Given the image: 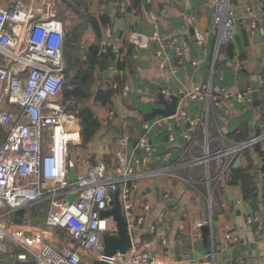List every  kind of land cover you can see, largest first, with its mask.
Masks as SVG:
<instances>
[{"label":"crops","instance_id":"1","mask_svg":"<svg viewBox=\"0 0 264 264\" xmlns=\"http://www.w3.org/2000/svg\"><path fill=\"white\" fill-rule=\"evenodd\" d=\"M19 1L0 0V6L8 8ZM22 1L26 5L33 1L39 17L45 14L43 7H37L40 0ZM74 1H79L80 7ZM212 1L51 0L53 5H69L76 10V16L77 12L95 16L100 33L88 27V36L93 34L101 48L123 50L121 59L128 62L125 69L110 68L98 77L97 90H112L113 94L107 106L96 104L94 98L88 103L100 126L91 141L85 143L79 135L71 144L69 159L78 174L85 175L99 165L105 166L107 175L112 174L117 152L122 150L140 170L152 172L170 167L184 177L151 176L141 180L135 192L137 204L147 201L152 206L146 227L155 224L157 230L146 229L143 239L151 241L159 264H211L213 260L216 264H264V139L231 159L229 169L247 170L250 179L246 182L240 175L228 178L227 172L217 177L220 168L215 161L214 174L210 163H190L204 156L207 148L212 153L242 136L248 139L264 135V0H231L236 12L232 54L215 52L219 28L213 22L209 6ZM102 16L108 19L107 24ZM195 29L206 35L202 46L197 43ZM153 35L185 43L182 62L167 49V66L160 69L155 59L158 44L150 40ZM129 46H133L132 54H127ZM211 76L219 96L217 106L209 105L207 112L208 106L200 101L182 100L176 116L149 119L148 115L158 107L150 84L180 93L191 91ZM255 85L257 98L253 96ZM238 95L245 99L240 100ZM182 110L192 117L204 114L191 151H187L189 141L184 133L188 123L180 114ZM172 134L173 141L169 139ZM143 136L149 141L147 149L138 147ZM168 200L176 202L168 206ZM249 215L255 217L252 224L247 222ZM200 222L212 227L207 246L198 227ZM228 233L236 240L224 247Z\"/></svg>","mask_w":264,"mask_h":264},{"label":"built area","instance_id":"2","mask_svg":"<svg viewBox=\"0 0 264 264\" xmlns=\"http://www.w3.org/2000/svg\"><path fill=\"white\" fill-rule=\"evenodd\" d=\"M44 5L51 6V0ZM209 6L219 28L215 50L218 54L223 45L232 41L236 12L231 0H213ZM195 37L200 46L206 41L205 33L198 29ZM65 40L64 23L51 7L39 17L33 1L28 5L20 0L8 8L0 6V127L7 134L0 144V264H13L16 260L36 264H159L151 241L143 239L146 229L157 230L155 224L146 227L152 206L147 201L137 204L135 192L139 182L151 176L184 177L170 167L152 172L140 170L119 150L112 174L107 175L105 166L99 165L85 175L78 174L76 182L70 181V169L75 166L69 159L70 147L79 139L80 129L77 113L60 100L66 75ZM150 40L158 44L155 59L160 69L167 66V49L182 62L185 43L165 41L157 35ZM177 70L173 68L174 73ZM161 91L167 93L168 89ZM180 94V103L200 101L208 106L207 112L209 105L219 104L212 76ZM238 98L245 99L243 95ZM250 100L248 96L247 102ZM180 114L188 123L184 137L189 141L187 151H191L204 114L192 117L186 110ZM169 139L173 141L174 135ZM262 139L264 135H258L212 153L207 148L204 156L190 163L208 165L215 161L220 168L217 177L221 178L235 155ZM56 147L63 157L62 165L54 161ZM138 147H149L146 136ZM207 183H211L210 176ZM115 192H119L132 242L125 256L120 251L113 255L104 251L107 233L119 237L117 222L112 216L102 215L113 208ZM75 193L77 197L68 201ZM44 202L48 204L42 208V215L31 216L29 209ZM20 210L27 212L18 221L15 216ZM247 222L254 223L255 217L249 215ZM204 224L200 222L198 227ZM235 240L228 233L223 246L228 247Z\"/></svg>","mask_w":264,"mask_h":264},{"label":"trees","instance_id":"3","mask_svg":"<svg viewBox=\"0 0 264 264\" xmlns=\"http://www.w3.org/2000/svg\"><path fill=\"white\" fill-rule=\"evenodd\" d=\"M77 13V19L70 29L68 28V25L66 27L64 21L58 17L63 21L66 31V40L64 45L66 75L65 84L60 95V100L65 103L71 111L77 113L80 125V136L83 142L87 143L92 140L95 133L99 129L100 122L94 110L89 105L81 106L82 102L92 97L94 98V102L96 104H99L103 107L107 106L113 91L102 89L97 90V88L95 90L94 84L96 82V78H100V74L109 70L110 68L123 70L127 67L128 62L125 60V58L121 59L123 50L115 52L111 47L101 48L96 40H94V42H92L88 48H86V50L83 49L81 42L83 37L87 34V28H91L97 35H99L100 29L98 20L95 16L90 13ZM101 19L104 24L108 23L106 16H102ZM66 29L69 30L68 33ZM132 48L133 46L128 47L127 54H132ZM224 51L228 54H232L234 51L233 44L230 42L227 45H223L220 48L219 54ZM122 82L123 81H120V84H122ZM94 90L96 92H94ZM6 136V132L0 127V144L5 140ZM242 138L243 139L237 138V140L242 141L247 139L245 136H242ZM188 157L189 155L187 158ZM189 160L191 159L188 158L187 161ZM210 165L211 173L214 174L215 168L212 162ZM245 171L247 170L242 168L235 169L232 167L231 169H228L227 176L228 178H237L240 175L241 178H243V181L246 182L250 178L247 176ZM212 187L214 188V183ZM47 204V202H44L31 207L29 209L31 216L40 217L42 215V208L46 207ZM26 212L27 210H20L16 212L15 218L18 221H21L26 215ZM10 262H12V259Z\"/></svg>","mask_w":264,"mask_h":264},{"label":"water","instance_id":"4","mask_svg":"<svg viewBox=\"0 0 264 264\" xmlns=\"http://www.w3.org/2000/svg\"><path fill=\"white\" fill-rule=\"evenodd\" d=\"M50 2V0H48ZM52 5V3H51ZM150 88L153 91V94L157 96L158 107L154 109L152 113L148 115L150 118L155 117H163L170 118L176 116L178 114V107L181 100L180 93H174L173 89H169L167 93H163L159 86H155L150 84ZM258 94V86H254L253 96L257 98ZM78 177V172L76 167H72L70 169V181L76 182ZM77 197V194L70 195L68 197V201H73ZM175 200L165 201L166 205L173 206L175 204ZM103 216H112L114 221L118 224L119 229V237L114 238L109 233L104 236V251L108 255H113L117 251L126 255L127 251L132 246L131 237L128 231L127 221L122 213V206L119 199V192L114 193V201L113 208L109 211L102 212ZM202 237L204 239V243L207 246L209 244L211 238L212 227L208 224H204L201 226ZM13 264H36L34 261H24V260H16Z\"/></svg>","mask_w":264,"mask_h":264},{"label":"rangeland","instance_id":"5","mask_svg":"<svg viewBox=\"0 0 264 264\" xmlns=\"http://www.w3.org/2000/svg\"><path fill=\"white\" fill-rule=\"evenodd\" d=\"M72 2H73V0H71ZM43 0H40L39 2H38V5H37V7H39V6H41V7H43L42 8V10L46 13V11L49 9V8H47V5H45V6H43ZM73 4H75L76 5V7L78 6V7H80V5H79V1H74L73 2ZM24 5H26L25 3H24ZM52 6V9H53V7H54V9H53V14L58 18V17H60L63 21H66V25H68V28L70 29V28H72V26H73V24H74V22L76 21V15H75V9H73V8H71L69 5H67V4H65V3H62V2H60V3H57V4H55V5H51ZM59 19V18H58ZM60 19V20H61ZM68 29H67V33H68ZM94 40V35L92 34V35H90V36H88V34H86L84 37H83V39H82V42H81V45H83V49H85L86 50V48H88V43L90 44V43H92V42H94L93 41ZM88 45V46H87ZM99 78H96V82H95V84H94V89L96 90V88H97V85H98V83H99ZM94 90V92H96ZM94 92H93V97H94ZM92 97H90L88 100H84L83 102H82V104H81V106H87L88 105V103H89V101H90V99H91ZM10 248H12V247H10ZM9 264H12V263H9Z\"/></svg>","mask_w":264,"mask_h":264},{"label":"clouds","instance_id":"6","mask_svg":"<svg viewBox=\"0 0 264 264\" xmlns=\"http://www.w3.org/2000/svg\"><path fill=\"white\" fill-rule=\"evenodd\" d=\"M55 152L53 154L55 163L63 164V157L61 156L59 149L56 147Z\"/></svg>","mask_w":264,"mask_h":264},{"label":"bare ground","instance_id":"7","mask_svg":"<svg viewBox=\"0 0 264 264\" xmlns=\"http://www.w3.org/2000/svg\"><path fill=\"white\" fill-rule=\"evenodd\" d=\"M75 137L77 138L78 136L76 135Z\"/></svg>","mask_w":264,"mask_h":264}]
</instances>
